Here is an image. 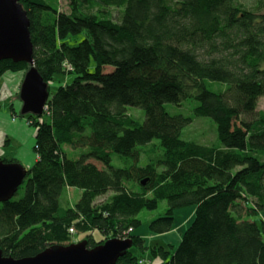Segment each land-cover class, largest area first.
Listing matches in <instances>:
<instances>
[{
	"label": "trees",
	"instance_id": "16d2710c",
	"mask_svg": "<svg viewBox=\"0 0 264 264\" xmlns=\"http://www.w3.org/2000/svg\"><path fill=\"white\" fill-rule=\"evenodd\" d=\"M67 2L61 11L58 0H19L34 66L48 84V113L26 115L37 158L14 194L24 185L23 196L0 203L2 256L33 257L82 233L90 248L132 238L136 251L115 264H142L145 252L160 264H264V112L257 111L264 0H254V10L238 0ZM111 9L121 16L115 20ZM28 68L1 60L0 78ZM50 83L57 85L52 94ZM191 101L192 115L166 108ZM130 107L144 111L142 123L128 115ZM194 117L215 123L217 144L181 139ZM64 145L87 152L69 159ZM112 155L129 166L114 167ZM69 188L80 198L61 206ZM160 202L167 208L148 223L151 235L169 233L178 210L194 209L177 246L146 245L134 234L138 215ZM96 230L99 241L90 234Z\"/></svg>",
	"mask_w": 264,
	"mask_h": 264
},
{
	"label": "rangeland",
	"instance_id": "374dc122",
	"mask_svg": "<svg viewBox=\"0 0 264 264\" xmlns=\"http://www.w3.org/2000/svg\"><path fill=\"white\" fill-rule=\"evenodd\" d=\"M246 9L248 10H254V0H238ZM67 0H58V7L61 11H68L67 8ZM112 15L114 19H118L121 16V13L119 10L111 9ZM82 37H78L77 40H81ZM94 66L93 63L90 64V70H93ZM112 67H105L104 72H110L112 71ZM7 75H13L11 81H13L18 85V88L20 87L22 80H23V74L21 72L17 73H6ZM3 77V76H2ZM0 78V113L2 111H6L7 113H10L12 111L10 109V106L13 107V113L12 120L16 121L18 125H22L21 128H18L17 132L10 137L8 140V144L3 147L2 151L7 153V156L5 159L7 160H14L17 164L21 165L24 169H29L35 162L36 153L34 152V146H35V131L34 128L29 126L27 123V117H23L20 115V108H21V102L18 96V91L15 92L14 87L15 85L9 86L8 83V77ZM63 80L62 77H55V81ZM50 94L54 93L57 85L56 83H50ZM210 87V86H209ZM211 89H215L216 87H210ZM197 105L196 102H183L181 107H177L175 105H167V110L170 113H181L183 115H192L191 109L194 108ZM257 111H263L264 112V97H261L258 100L257 103ZM128 115H130L133 119L137 120L139 123H142L144 121V111L140 108H128L127 110ZM14 118V119H13ZM88 134V132H86ZM181 139L185 141H192L199 145H213L217 144V127L215 123L207 117H194L192 122L187 125L181 132ZM152 143L157 144V140H153ZM63 152L69 159H78L80 156L87 152L85 149H73L68 145H64L62 147ZM25 150V151H24ZM22 152H24L27 156L22 157ZM162 152L160 150L155 151V154H161ZM4 158V157H0ZM111 164L114 167L117 168H124L129 166V164H126L124 161L120 160L117 155H112ZM144 158H141L139 165L143 166L145 163ZM91 162L93 160H90ZM95 163V162H94ZM98 164V163H96ZM24 194V185L21 186V188L18 190L17 195L13 197L14 200H17L21 198ZM81 192L78 189L71 188V189H65L60 197V203L61 206L64 207H73L74 204L78 201L80 198ZM109 195L100 197L96 200L95 203H101L104 200L107 199ZM166 203L160 202L158 204L157 209L153 211H142L138 215V219L142 222V225L138 227L135 230V234L141 235L140 237L145 241L146 245H153L155 243L164 245L165 247H169V245L177 246L181 239L182 232L188 227L189 225V219H187L186 216L183 214L187 212H192L193 208H184L181 210H178L175 214V219L173 223L172 230L167 233L164 236H155L151 235L148 223L156 219L160 216H162L166 211ZM262 218L264 219V210L263 213H261ZM187 219V220H186ZM248 220H252L256 222L261 227V220L258 215H252L249 217ZM191 221V220H190ZM90 234L93 236L95 241L101 240L103 235L96 231L90 232ZM84 234L77 233L74 236L75 242L83 241ZM262 239L264 241V232L262 233ZM129 250L135 252V247H131ZM140 255V254H139ZM143 257L144 262L142 264H157L159 259L152 258L151 255L148 252H145L141 255Z\"/></svg>",
	"mask_w": 264,
	"mask_h": 264
},
{
	"label": "water",
	"instance_id": "95a60500",
	"mask_svg": "<svg viewBox=\"0 0 264 264\" xmlns=\"http://www.w3.org/2000/svg\"><path fill=\"white\" fill-rule=\"evenodd\" d=\"M32 53L29 19L19 0H0V61L23 62L29 66L19 88L20 115L41 117L49 96L48 84L36 70ZM25 176L26 169L21 165L0 161V203L14 196ZM132 245V238H112L90 248L83 240L51 246L23 259L5 257L0 252V264H115Z\"/></svg>",
	"mask_w": 264,
	"mask_h": 264
},
{
	"label": "crops",
	"instance_id": "0c3cea01",
	"mask_svg": "<svg viewBox=\"0 0 264 264\" xmlns=\"http://www.w3.org/2000/svg\"><path fill=\"white\" fill-rule=\"evenodd\" d=\"M4 77L9 78L7 85L8 84H9V86L15 85L13 87H14L15 92H17L19 90V88H18V85L16 84V81L14 83L10 79V77L12 78L13 75L4 74L2 78H4ZM12 109H13V107H12ZM13 112L14 111H10V113H7L6 111H2L0 113V157H4V158L7 156V153L2 151L3 147H5L8 144V140L10 139V137L12 138V136L17 132L18 128L22 127V125H18V123L16 121L12 120L11 117H12V115H14ZM21 154H22V157L27 156L24 152H22ZM35 161H36V159H35ZM69 189H71V188H69ZM193 213H194V209L190 213L186 211L183 215L186 216L190 222V220L192 219ZM134 234H135V231H134ZM136 235L141 236L139 234H136ZM164 235H166V234L155 235V236H164ZM157 264H160V262H158Z\"/></svg>",
	"mask_w": 264,
	"mask_h": 264
},
{
	"label": "built area",
	"instance_id": "2783aa9c",
	"mask_svg": "<svg viewBox=\"0 0 264 264\" xmlns=\"http://www.w3.org/2000/svg\"><path fill=\"white\" fill-rule=\"evenodd\" d=\"M66 65V69H69L70 67L67 65V64H65ZM45 113H48V109H47V106L45 105V108H44V110H43ZM14 119V118H13ZM131 231V229H129L126 233H125V236H127V234L129 233ZM69 233L70 234H74L75 232H74V230H73V228L72 229H69ZM125 238H127V237H125ZM125 238H121V239H125Z\"/></svg>",
	"mask_w": 264,
	"mask_h": 264
}]
</instances>
